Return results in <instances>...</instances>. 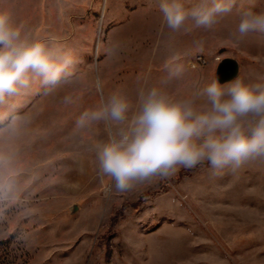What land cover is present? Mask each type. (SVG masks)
I'll return each instance as SVG.
<instances>
[{"label": "rangeland", "instance_id": "rangeland-1", "mask_svg": "<svg viewBox=\"0 0 264 264\" xmlns=\"http://www.w3.org/2000/svg\"><path fill=\"white\" fill-rule=\"evenodd\" d=\"M247 8L264 11V0H238L212 30L189 23L174 33L157 0H0V10L38 37L55 36L76 59L71 81L50 91L33 84L0 106V149L20 153L23 189L19 203L0 208V264H264V159L221 175L207 163L180 168L116 193L91 150L103 125L74 130L99 100L97 77L105 95L122 89L135 99L166 76L170 51L185 68L170 86L179 97L215 79L227 57L245 82L264 83V33L238 39Z\"/></svg>", "mask_w": 264, "mask_h": 264}, {"label": "clouds", "instance_id": "clouds-1", "mask_svg": "<svg viewBox=\"0 0 264 264\" xmlns=\"http://www.w3.org/2000/svg\"><path fill=\"white\" fill-rule=\"evenodd\" d=\"M157 0L172 32L212 30L233 12L238 0ZM238 39L264 33V11L239 12ZM118 45L109 49L114 53ZM202 48V44L200 45ZM76 59L55 36L41 38L17 23L8 9L0 10V106L38 83L46 91L74 78ZM166 76L158 86L140 88L133 99L122 89L104 94L96 78L98 102L80 113L77 134L103 125L105 139L91 145L98 174L111 181L116 193H126L154 178L167 179L180 168L207 163L213 175L236 172L246 162L264 159V83L240 77L223 82L217 77L187 97L170 88L185 68L180 55L170 51ZM71 103V97L64 98ZM20 153L0 149V208L20 202L23 191ZM28 240V236H22ZM35 243L34 238L31 240Z\"/></svg>", "mask_w": 264, "mask_h": 264}, {"label": "water", "instance_id": "water-1", "mask_svg": "<svg viewBox=\"0 0 264 264\" xmlns=\"http://www.w3.org/2000/svg\"><path fill=\"white\" fill-rule=\"evenodd\" d=\"M240 64L235 58L222 59L216 68L215 79L218 77L221 83L231 81L240 76ZM74 211V210H73Z\"/></svg>", "mask_w": 264, "mask_h": 264}, {"label": "bare ground", "instance_id": "bare-ground-1", "mask_svg": "<svg viewBox=\"0 0 264 264\" xmlns=\"http://www.w3.org/2000/svg\"><path fill=\"white\" fill-rule=\"evenodd\" d=\"M151 83H152L151 81H147L145 86H147V85L150 86Z\"/></svg>", "mask_w": 264, "mask_h": 264}]
</instances>
